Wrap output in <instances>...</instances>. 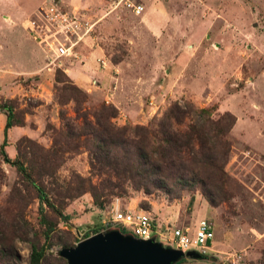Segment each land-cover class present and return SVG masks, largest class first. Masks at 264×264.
I'll use <instances>...</instances> for the list:
<instances>
[{
  "label": "rangeland",
  "instance_id": "rangeland-1",
  "mask_svg": "<svg viewBox=\"0 0 264 264\" xmlns=\"http://www.w3.org/2000/svg\"><path fill=\"white\" fill-rule=\"evenodd\" d=\"M44 1L0 0V249L8 254H0V264H28L32 241L45 245L41 264H65L58 250L74 245L78 233H95L111 203L148 212L162 235L208 219V255L179 264H230L233 253L241 256L235 264H264V0H150L144 17L108 12L105 0H58L96 21L78 49L81 63L50 61L29 37L25 20ZM173 103L206 108L213 119L234 117L218 191L179 176L154 187L153 178L121 173V162L114 171L95 158L94 114L112 129L126 128L127 143L116 150L133 147L139 127L157 146L158 124ZM2 104L11 107L5 135ZM188 117L178 129L200 123L194 113ZM1 150L23 162L66 219L44 204L40 210L35 189Z\"/></svg>",
  "mask_w": 264,
  "mask_h": 264
},
{
  "label": "trees",
  "instance_id": "trees-1",
  "mask_svg": "<svg viewBox=\"0 0 264 264\" xmlns=\"http://www.w3.org/2000/svg\"><path fill=\"white\" fill-rule=\"evenodd\" d=\"M1 107L6 111L3 127V134L5 135V130L12 125L11 107L7 104H2ZM102 109H104L107 117H112L115 114L113 108ZM105 109L109 110V112ZM190 112L197 115L200 123H187L182 129H178V125L185 118H189ZM94 116L97 125L92 137L94 139V155L101 165L110 164L108 166L117 171L116 164L121 162V173L125 174L132 170L144 179L153 178L155 181L154 187H163L164 183L161 181L163 178L169 176H177L178 178L179 176L178 179L182 182L189 181L190 184L203 182L202 185L207 187L210 185L214 191H218L221 188L223 183L221 160L222 156L224 157L227 152V141L224 135L234 122V117L228 112L213 119L209 116V111L206 108H191L187 103L181 107L173 103L163 114L156 130L159 133V142L161 144L159 142L157 146L150 144L147 136V134L150 135L148 129L139 127V132H136L138 137L129 143L133 147L123 146L120 150H116V147L122 143H127L124 137L126 128L112 129L101 116L96 114ZM115 133L121 136L118 144L115 137L119 138ZM152 137H155V135ZM2 145L3 143L0 147ZM118 151L121 154L119 158L116 153ZM1 153L4 161L13 165L31 183L40 202V210H42L41 204H44L52 212L60 215L57 208L48 200L43 188L32 179L23 162L19 158L10 160L3 150H1ZM112 162L113 165H111ZM144 189L148 190V187L145 186ZM98 204L101 206L100 202ZM60 217L63 219L67 218L61 215ZM96 231L98 230L95 229L94 232ZM43 237V242H45L49 236L45 232ZM44 251V244L32 241L30 243L28 264H41ZM0 254L5 255V250L0 249ZM180 262L178 260L173 264H179Z\"/></svg>",
  "mask_w": 264,
  "mask_h": 264
},
{
  "label": "built area",
  "instance_id": "built-area-1",
  "mask_svg": "<svg viewBox=\"0 0 264 264\" xmlns=\"http://www.w3.org/2000/svg\"><path fill=\"white\" fill-rule=\"evenodd\" d=\"M108 12L120 8L134 16H140L150 0H105ZM96 21L74 8H67L58 0H47L37 5L25 20L29 37L45 52L50 60L80 61L79 44L91 35ZM105 219L101 220L100 230L117 229L135 238L155 241L164 239L165 243L182 252L194 250L202 256L208 255L213 239L212 223L199 218L194 227L172 226L168 235L154 229L156 220L146 211L120 208L112 203L105 209ZM123 229H128L124 232ZM99 230V229H98ZM78 233L77 241L81 240ZM155 237L157 239H155ZM76 243V242H75ZM240 254H229L230 264L238 263Z\"/></svg>",
  "mask_w": 264,
  "mask_h": 264
},
{
  "label": "water",
  "instance_id": "water-1",
  "mask_svg": "<svg viewBox=\"0 0 264 264\" xmlns=\"http://www.w3.org/2000/svg\"><path fill=\"white\" fill-rule=\"evenodd\" d=\"M65 264H173L183 257L202 259L194 250L182 252L159 241L135 238L117 229L97 231L57 252Z\"/></svg>",
  "mask_w": 264,
  "mask_h": 264
},
{
  "label": "crops",
  "instance_id": "crops-1",
  "mask_svg": "<svg viewBox=\"0 0 264 264\" xmlns=\"http://www.w3.org/2000/svg\"><path fill=\"white\" fill-rule=\"evenodd\" d=\"M66 2L67 3H69V4H72V5H83L84 3H83V0H66ZM149 2V1H148ZM148 2H147V4H146V6H145V8H144V12L141 14L143 17L144 16H146V15H148V13H150V12H152V6H147L148 5ZM154 9H156V8H154ZM154 13H155V10H153V15H154ZM151 25L153 26V27H156L157 29H158V24L157 23H154V22H151ZM87 38V37H86ZM85 39V38H84ZM84 39H83V41L79 44V46H78V48L77 49H80V46H81V44H83V42H84ZM80 53V52H79ZM80 55H82L81 53H80ZM78 63H81V60L80 61H77ZM74 76L76 77V79H77V81H78V83H83V80H82V77L80 76V75H78V74H74ZM156 220V219H155ZM194 222H196V221H194ZM100 226H101V223L100 224H98L95 228H97V230L98 229H100ZM190 259H192V258H190ZM197 260V259H196Z\"/></svg>",
  "mask_w": 264,
  "mask_h": 264
}]
</instances>
